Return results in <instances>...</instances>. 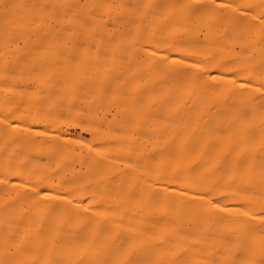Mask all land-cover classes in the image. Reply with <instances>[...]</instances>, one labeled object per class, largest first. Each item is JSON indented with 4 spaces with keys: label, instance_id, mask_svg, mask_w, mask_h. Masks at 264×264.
I'll return each mask as SVG.
<instances>
[{
    "label": "bare ground",
    "instance_id": "1",
    "mask_svg": "<svg viewBox=\"0 0 264 264\" xmlns=\"http://www.w3.org/2000/svg\"><path fill=\"white\" fill-rule=\"evenodd\" d=\"M0 264H264V0H0Z\"/></svg>",
    "mask_w": 264,
    "mask_h": 264
}]
</instances>
